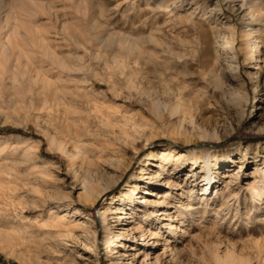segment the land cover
<instances>
[{"label":"rangeland","instance_id":"374dc122","mask_svg":"<svg viewBox=\"0 0 264 264\" xmlns=\"http://www.w3.org/2000/svg\"><path fill=\"white\" fill-rule=\"evenodd\" d=\"M0 264H264V0H0Z\"/></svg>","mask_w":264,"mask_h":264},{"label":"bare ground","instance_id":"6f19581e","mask_svg":"<svg viewBox=\"0 0 264 264\" xmlns=\"http://www.w3.org/2000/svg\"><path fill=\"white\" fill-rule=\"evenodd\" d=\"M60 91L61 90H58V89H52L51 90V92H50V94L48 96V100L50 101V103L48 101V104H51L49 107L53 108L56 112H62L63 115L65 116L66 121H71L72 118L70 116V102L72 101V97H71L72 95H70V97H68L69 95L68 96L66 95V91H64L65 94L62 93L63 91L62 92H60ZM203 122H205V121H203ZM202 124H206V123H202ZM206 125H204V126H206ZM60 133L62 135H64L65 133L69 134L70 136L72 135L71 139L73 138V139L77 140L78 142H84L85 141V138L81 134H79L77 131H75V132H72V130L70 131L68 129V127H62L61 130H60ZM171 153L172 152H168V151L165 150L161 154V158H163L164 161L165 160L168 161L173 156ZM173 157H175V159H174L175 161H180V160L182 161L183 159H185V157L187 158V155H185L184 153H179V154H176V156H173ZM209 158H210V154L206 153L205 156H204L203 170L209 176H208L206 185H204V187L202 189L203 194H205L209 190L213 189V182H212V178H211V166H210V163H209ZM216 192H215V194H216ZM103 222L106 223V217L105 216L103 217ZM64 223H66V219L64 218V216L63 215H58V218H57V221H56L57 226L60 227ZM108 226H109V224L106 225L107 231L109 230ZM109 239H110V234L107 233V235L105 236V241L108 242ZM116 247H117V244H113V247L109 249V252H110V254H109L110 256L109 257H111L114 253H117L116 250H115Z\"/></svg>","mask_w":264,"mask_h":264},{"label":"trees","instance_id":"16d2710c","mask_svg":"<svg viewBox=\"0 0 264 264\" xmlns=\"http://www.w3.org/2000/svg\"><path fill=\"white\" fill-rule=\"evenodd\" d=\"M16 132H18V131H16Z\"/></svg>","mask_w":264,"mask_h":264}]
</instances>
